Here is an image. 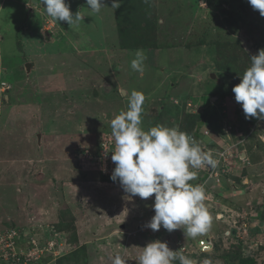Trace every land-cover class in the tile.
I'll use <instances>...</instances> for the list:
<instances>
[{
	"label": "rangeland",
	"instance_id": "obj_1",
	"mask_svg": "<svg viewBox=\"0 0 264 264\" xmlns=\"http://www.w3.org/2000/svg\"><path fill=\"white\" fill-rule=\"evenodd\" d=\"M226 1L218 5L216 0H134L130 4L134 15L122 9L123 15L115 19L112 0H104L99 13L91 12L86 0H66L73 14L87 15L78 26H70L47 16L41 0H0V62L6 61L5 73L11 75L1 97L6 95L5 102L10 101L15 109L8 112L0 99V108L5 106L0 115L1 235L17 231L18 244L23 247L33 238L38 244L44 238L58 242L47 253L48 262L67 252V240L76 234L78 245L87 244L88 264H112L117 253L127 258L126 264H138L135 259L143 247L158 239L191 258L193 264H236L228 257L234 249L264 264V223L253 217L257 204L264 201V168H260L264 120L251 118L257 128L245 141L249 153L253 151L249 168L260 176L234 189L240 195L247 193L242 204L226 201L232 198L225 180L219 189L206 191V207L214 221L205 235L190 238L182 229H141L155 214L154 195L146 200L131 197L118 179L101 178L108 177L114 163L110 122L127 110L132 91L146 98L145 130L169 124L183 102H187L188 113L206 111L210 116L215 109V130H225L223 119L237 122L233 113L245 116L231 97L235 95L232 89L251 66V56L264 49V16L248 0ZM146 11L159 16L149 36L144 34ZM44 16L52 23L46 29L40 27ZM131 26L136 32L121 30ZM206 29L207 42L201 46L199 39ZM147 41L150 46L145 47ZM137 49H143L146 56L143 74L131 68ZM26 63L31 66L28 75ZM214 95L213 105L205 110V98L212 100ZM247 129L248 124L245 133ZM100 131L109 133L102 136L104 153L99 154V161L93 153ZM199 138L201 147L208 145L206 138ZM254 139L260 143L253 150ZM210 148L216 155L217 147ZM201 175L197 170V178L190 183L196 184ZM236 213L244 219L245 231L237 236L238 231L231 229L234 236H224L238 219ZM203 236L213 242L222 238L211 254L195 248Z\"/></svg>",
	"mask_w": 264,
	"mask_h": 264
},
{
	"label": "clouds",
	"instance_id": "obj_2",
	"mask_svg": "<svg viewBox=\"0 0 264 264\" xmlns=\"http://www.w3.org/2000/svg\"><path fill=\"white\" fill-rule=\"evenodd\" d=\"M248 2L254 10H258L260 15L264 16V0H248ZM41 3L44 5L47 16L55 21H65L70 26H78L81 21H84V16H87L81 11L73 14L66 0H41ZM86 3L93 13H99L105 5L104 0H86ZM120 5L121 0H112V8L117 9ZM145 59L144 50L137 49L135 58L131 61V68L143 74ZM241 77V82L232 89L235 100L243 108L241 112H244L246 119L264 120V49L259 50L257 55L251 56V66ZM145 99L142 92L132 91L128 97L127 110L115 115L110 122L111 137L114 140L112 146L115 144L114 150L111 151V160L114 162L115 168L108 176H111L113 181L118 179L123 190L131 197L139 196L146 200L154 195L152 207L155 214L141 229L148 230L150 228L153 231H158L163 227L168 232L182 229L184 235L190 238L205 235L211 230L214 221V217L206 207V191L210 189L215 191L219 189L222 180L226 181L227 174L230 173L226 162L233 154H227L226 161L217 168H215L218 163L216 158L219 151L230 150L234 144L227 147L225 142L221 143L220 140L213 138L211 132L215 134V131L207 130L204 127L207 122L203 121L200 127H195L196 140L193 134L190 136L187 132L180 130L178 126L169 127L158 124L145 130L142 120ZM231 101L234 103L233 100ZM212 105L213 100H210L204 107ZM188 106L191 105L188 104ZM194 112L192 111L191 114ZM226 127L231 130L230 125ZM101 133L102 135L99 133V147L97 150L94 149L97 152L93 155L99 154L103 142L102 136L109 132ZM200 135L209 137V143L218 146L219 150L216 155L205 151L204 147L199 145ZM207 168L212 169L210 174H206ZM214 168L216 176L213 174ZM199 169L203 172L201 179L196 184L190 183L197 178ZM208 176H212L214 179L213 186L209 188L206 187ZM233 195L231 194V196ZM226 201L228 202V199ZM263 205L264 201L257 204L260 208ZM255 210L256 207L253 208V212ZM258 213L259 211L253 217L256 218ZM236 215L238 219L236 218L237 220L231 224L232 226L230 225L231 228L226 231L229 236L231 234L234 236L235 232L231 233V229L237 230V227L242 225L239 221H244L239 218L238 213ZM219 217L221 218V216ZM219 217H215V219H219ZM250 225L251 223H248V227ZM19 237L17 232V240ZM200 239H209L211 246L202 250L198 243ZM33 240L35 239L33 238ZM36 242H38L37 239ZM57 243L55 242V244ZM84 243L86 244V242ZM195 248L200 252H209L213 249V241L208 236H203L197 240ZM135 260L138 264H174L177 260L179 264H193L191 258L178 254L168 246L167 242L159 239L147 243ZM126 261L127 258L119 253L112 257V264H126ZM205 264L208 262L206 261Z\"/></svg>",
	"mask_w": 264,
	"mask_h": 264
},
{
	"label": "trees",
	"instance_id": "obj_3",
	"mask_svg": "<svg viewBox=\"0 0 264 264\" xmlns=\"http://www.w3.org/2000/svg\"><path fill=\"white\" fill-rule=\"evenodd\" d=\"M133 1L134 0H125V1L121 0L120 7L113 10L115 19H119L118 17L120 15H123L122 9L130 11V13H132L130 15H134L133 14L134 9L132 8L133 6L130 5ZM233 1L239 2L238 0H233ZM124 2H126V3L124 4ZM216 2L218 5H222L224 3L225 4L227 3L226 0H216ZM135 15H138V13L136 12ZM143 17H144V20H145V23L147 26V32H145L144 34L145 35L147 34L149 36V30L152 29V26H156L157 24H159L157 22L159 16H158V13H154V15H151V13H148L146 11L144 13ZM129 19L132 20L131 17H129ZM118 25L124 26V24H122V23H120ZM121 30H124L127 32L129 30H131L132 33L136 32L135 30H133L132 26H131V28L126 27V28H122ZM207 32H208V29H206L204 32H202V34L200 36L199 41L202 42L201 46H205L204 44H205V42H207L204 39ZM148 36H146V40L148 39V41H150V38ZM140 37H142V36L138 35V38L141 40ZM148 41L146 43H144L145 47L150 46V42H148ZM133 42L136 43L137 40H134ZM142 45H143V43H142ZM185 45L187 47H189L188 44H185ZM231 97L234 98L235 95L234 96L231 95ZM205 110H207V109H205ZM215 112H216L215 109H213L212 114L210 116H208V112H206V111L191 114V113H187L185 109L182 110L179 108V109H177L175 116L172 118V121L171 122L169 121L168 122L169 124H166V126H169V127L178 126L180 130L185 131L190 136H192L196 126L200 127L201 123H203V122L208 123L209 121H212V119L216 118ZM98 140H99V132L96 133V139H95V142H96L95 149L96 150L98 149L97 147H99ZM101 178L102 179L103 178L104 179H111V176L107 177V176L101 175ZM231 198L232 199H230V198L228 199V202H230L232 205L235 204L236 202L238 204L239 197L237 195L231 196ZM244 200H245V198H243L242 201H239V203L242 204L244 202ZM258 211H259L258 216H257V218L259 219L258 222L263 224L264 223V205L262 206V208L259 207ZM56 229H55L57 231L56 234H59V231H58L59 229L58 228H56ZM62 233H64V231ZM222 236H223V232H222ZM224 236H229V235L225 234ZM221 239H222L221 236H220V238L217 237V239H215L213 242V249L210 252H202V253L204 255L205 254L208 255V253L211 254V252H213L214 250H216L218 248L217 242H219ZM45 241H47V239H45V238L42 240H39V244L44 245ZM78 241H79L78 236H76V234H73L71 239L67 240V244L69 246V249L67 250V252H64L61 256L56 257L53 261H50V262H48L50 259V256H45L44 258H42L40 260V264H88L87 263L88 254L86 253L87 244L83 243V244L78 245ZM235 247H237V246H235ZM234 250H235V253L228 256L232 260V263L237 262L236 264H257V263L259 264V262L256 263V260L252 256H250V257L244 256V255H241V253L238 250H236V249H234Z\"/></svg>",
	"mask_w": 264,
	"mask_h": 264
},
{
	"label": "crops",
	"instance_id": "obj_4",
	"mask_svg": "<svg viewBox=\"0 0 264 264\" xmlns=\"http://www.w3.org/2000/svg\"><path fill=\"white\" fill-rule=\"evenodd\" d=\"M41 13H42V10H41ZM45 16L42 17L44 19H43L42 24H40V27L42 28L41 25H43L44 29L48 28V26L49 27L52 26L51 25L52 23L47 22V18H45ZM5 72H7L6 61L4 62L3 60H1V62H0V76H2V78H1L2 79V83H0V99L3 98V101H4L5 105L7 106L8 112H12V111H15V109L13 108V104H11L10 101H6L5 102V99L7 98L6 95L4 96V94H2V97H1V93L5 91V85L4 84L9 83L8 82L9 80L7 81V78H9L11 76L10 74L5 73ZM204 97H205V95H204ZM207 97L208 98H205L204 105L202 106L204 109H206L204 107L206 105V103L210 101L209 100V96H207ZM214 98H216L215 95H214V97H212V100H214ZM186 104H187V102H185V103L183 102V105L181 104L180 109H182V110L185 109L186 112L188 113V110L186 108ZM4 107L5 106L3 104L2 108H0V115L3 114L2 110L4 109ZM232 117H233V119H237V118L240 119V117H241V120H240V122H238L239 119H237V122H233V123L229 122V121L225 122V120H221L220 122L225 124V130L224 131H221V129L220 130H218V129L215 130V129L212 128V127H214L212 124L215 123L214 119H212V121H209L206 124V126H204V127L207 128V130L215 131L214 132L215 134H213L211 132V136L213 138H216V139L220 140L221 143L225 142V146L228 147V146H231L232 144H234V147L230 148V150H229L230 153L233 154V155L226 162L227 163L226 166H229V168H230V173H228L227 177H226V183L228 184V187H231V189L229 188L230 193L232 195L234 194L235 196L237 195L239 197V201H242L243 198H245L247 193H244L245 192L244 191L243 194L240 195L237 192V190H234V189L241 188L243 186L245 187V186L249 185V184H247V183H249V180L252 179L253 181H255L256 178L258 176H260V172H258V173L256 172V174H255V171H252L249 168V166L251 165V155H252L251 153L253 151L250 150V153H249V149L245 146V141L248 138L247 136L248 135L254 136V132L253 131H254V128H257V124H255L254 120L246 119L245 116H240L238 114H234L233 113ZM244 120L246 122H244ZM215 124L217 125V123H215ZM228 124L231 125V130L227 129L226 126H228ZM246 124H248V129L246 130V132H248V133L244 132V129L246 128ZM204 138H206L205 141L208 144V145L203 146L204 149L206 148L207 149L206 151L212 153V151H214V150L212 148H210V147L211 146L213 147L215 145H212V144L209 143L210 142V140H209L210 138L209 137H204ZM256 141H258V140L256 139ZM256 141L254 139V144H253L254 148H253V150L260 143V142H256ZM215 147H217V151H218L219 150L218 146H215ZM260 168H264V163L261 165ZM252 184H254V183H252ZM262 193H264L263 190H262ZM227 195H229V194H227ZM208 196L209 197L211 196L210 193L207 194V197ZM224 196H225V194H224ZM255 200L256 199H253L252 201H255ZM248 201L250 202L251 199H249ZM215 202H217V201H214L213 203H215ZM219 216H221V214ZM233 222H234V220H233Z\"/></svg>",
	"mask_w": 264,
	"mask_h": 264
},
{
	"label": "built area",
	"instance_id": "obj_5",
	"mask_svg": "<svg viewBox=\"0 0 264 264\" xmlns=\"http://www.w3.org/2000/svg\"><path fill=\"white\" fill-rule=\"evenodd\" d=\"M101 145V147H103V142ZM101 153H104V151L102 152V148L99 150V154ZM99 154H94L93 158L100 161L102 158ZM227 154H231L228 149H222L219 151L216 158L218 163L215 168H217L219 165H223L227 159ZM114 168L115 164H110V168L107 171L108 174H112ZM215 168L213 174L216 176L217 173L215 172ZM245 229L246 224L244 221H242V225L237 227V236H240L245 231ZM240 231L242 233H240ZM16 236L17 232L12 229L5 231L2 235L0 234V264H40L41 257L49 253L53 248V243H55L50 239L47 240L44 245H41L32 239L26 242V245L23 247L22 245L18 244ZM198 243L202 250L208 249L211 246V241L209 239H200Z\"/></svg>",
	"mask_w": 264,
	"mask_h": 264
},
{
	"label": "water",
	"instance_id": "obj_6",
	"mask_svg": "<svg viewBox=\"0 0 264 264\" xmlns=\"http://www.w3.org/2000/svg\"><path fill=\"white\" fill-rule=\"evenodd\" d=\"M24 67H25V73L28 75V74L30 73L31 66H30L29 63H26ZM211 77L214 78V74H213V73H212V76H211ZM233 99H234V98H233ZM234 101L238 104V107L241 108V110H243L241 104L238 103L235 99H234ZM193 137L195 138V140L197 139V133H196V132L193 133ZM36 142H37V144H38V146H39L40 143H41V134H40V133H38V134L36 135ZM211 170H212V169L207 168V170H206V174H210ZM201 173H203V172H201ZM213 184H214V179H213V177H212V176H208V177H207V180H206V187H207V188L212 187Z\"/></svg>",
	"mask_w": 264,
	"mask_h": 264
},
{
	"label": "bare ground",
	"instance_id": "obj_7",
	"mask_svg": "<svg viewBox=\"0 0 264 264\" xmlns=\"http://www.w3.org/2000/svg\"><path fill=\"white\" fill-rule=\"evenodd\" d=\"M240 224H242V222H240Z\"/></svg>",
	"mask_w": 264,
	"mask_h": 264
}]
</instances>
